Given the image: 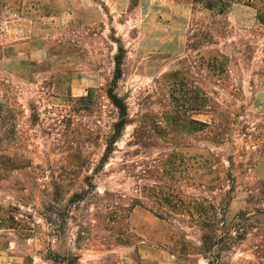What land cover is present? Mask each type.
I'll return each instance as SVG.
<instances>
[{"label": "rangeland", "instance_id": "obj_1", "mask_svg": "<svg viewBox=\"0 0 264 264\" xmlns=\"http://www.w3.org/2000/svg\"><path fill=\"white\" fill-rule=\"evenodd\" d=\"M212 1L0 0V264H208L160 180L171 206L264 210V0ZM120 48L128 124L98 169ZM218 260L264 264V234Z\"/></svg>", "mask_w": 264, "mask_h": 264}, {"label": "trees", "instance_id": "obj_2", "mask_svg": "<svg viewBox=\"0 0 264 264\" xmlns=\"http://www.w3.org/2000/svg\"><path fill=\"white\" fill-rule=\"evenodd\" d=\"M204 0H200L203 2ZM206 8L213 11L216 4L212 0H206ZM264 7V6H263ZM217 9V8H216ZM223 12V9L219 10ZM259 21L264 24V8L259 10L258 14ZM216 59V58H215ZM205 61V60H204ZM216 63L219 62L218 59L215 60ZM221 63V62H220ZM122 65H123V50L120 48L119 54L115 57V71L113 85L107 90L106 95L110 100L111 104L116 108L118 112V120L113 126V132L108 136L106 140V149L103 156L100 158L97 168H104L106 164L110 161L111 155L116 151V145L123 136V131L128 124V107L123 98H121L115 91V85L122 77ZM200 112H206L210 105L209 95L204 91L200 90ZM3 103L0 102V114L4 112ZM209 125L200 122V131L205 130ZM0 161L2 164L7 166L14 161L12 165L18 163V160L9 156L3 155ZM9 163V164H8ZM6 171V169H4ZM3 171V172H4ZM170 188L166 186L164 180L159 181V185L154 186L151 190L153 193V199L155 207L160 208L162 214L155 213L161 219H165L168 215V209H177V211H183L188 214L191 218L197 216L201 217L203 220L202 226V250L208 264H220L218 258L227 251L234 250L237 246L241 245L247 238L255 233L260 232L264 234V210L260 209L254 213L243 211L235 215L231 220H227L228 204L225 208H221L218 212V216L214 215V208L203 206L200 208V204L196 202H191L189 204H184L181 202V206H171L172 201L170 194ZM178 194V193H177ZM253 197V196H252ZM181 201V200H180ZM138 200H134L132 207L140 206ZM149 210V209H148ZM153 212V210H150ZM213 213V214H212ZM217 217V218H216ZM222 224V226H219ZM219 227V228H218ZM218 257V258H217Z\"/></svg>", "mask_w": 264, "mask_h": 264}]
</instances>
